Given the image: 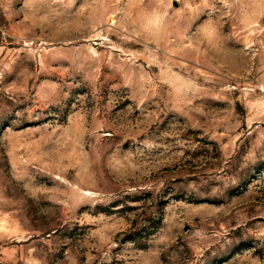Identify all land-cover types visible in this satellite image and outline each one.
<instances>
[{
	"label": "rangeland",
	"instance_id": "1",
	"mask_svg": "<svg viewBox=\"0 0 264 264\" xmlns=\"http://www.w3.org/2000/svg\"><path fill=\"white\" fill-rule=\"evenodd\" d=\"M0 22V264H264V0H0Z\"/></svg>",
	"mask_w": 264,
	"mask_h": 264
},
{
	"label": "trees",
	"instance_id": "2",
	"mask_svg": "<svg viewBox=\"0 0 264 264\" xmlns=\"http://www.w3.org/2000/svg\"><path fill=\"white\" fill-rule=\"evenodd\" d=\"M160 224V216L152 211L142 210L135 215L133 224L126 233V239L133 241L139 247H146L149 239L156 233Z\"/></svg>",
	"mask_w": 264,
	"mask_h": 264
},
{
	"label": "built area",
	"instance_id": "3",
	"mask_svg": "<svg viewBox=\"0 0 264 264\" xmlns=\"http://www.w3.org/2000/svg\"><path fill=\"white\" fill-rule=\"evenodd\" d=\"M7 33H6V30L3 26V24L0 22V42L3 43L6 41L7 39Z\"/></svg>",
	"mask_w": 264,
	"mask_h": 264
}]
</instances>
